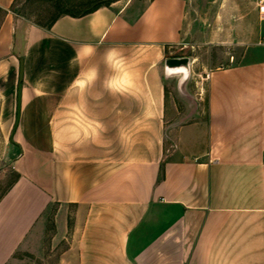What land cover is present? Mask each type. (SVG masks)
Listing matches in <instances>:
<instances>
[{
	"label": "crops",
	"instance_id": "0c3cea01",
	"mask_svg": "<svg viewBox=\"0 0 264 264\" xmlns=\"http://www.w3.org/2000/svg\"><path fill=\"white\" fill-rule=\"evenodd\" d=\"M15 2L0 0L17 175L0 264L40 257L52 206L60 232L74 208L69 264H264V21L239 63L210 72L206 121L166 146L165 61L185 36H221L215 11L201 33L198 0H112L45 28Z\"/></svg>",
	"mask_w": 264,
	"mask_h": 264
},
{
	"label": "rangeland",
	"instance_id": "374dc122",
	"mask_svg": "<svg viewBox=\"0 0 264 264\" xmlns=\"http://www.w3.org/2000/svg\"><path fill=\"white\" fill-rule=\"evenodd\" d=\"M203 8L193 10L194 22L201 33L209 30L212 14L217 13L216 31L221 36H185L183 50L175 49L168 58H188V75H170L165 95L169 110L176 114V121L168 130L166 146L173 145L180 128L207 118V82L210 72L218 67L224 68L239 63L244 51L258 38L254 36L258 28L256 0H198ZM216 1V10L209 2ZM211 6V7H210ZM195 8V7H194ZM11 11L20 16L46 24L58 11L56 4L50 0H17ZM3 14L0 12V24ZM194 28V26H193ZM197 29V30H199ZM247 35V36H246ZM8 107L0 99V198L8 191L16 180L12 169L14 154L11 133L13 121L8 117ZM52 206L48 213L40 257L26 256L25 264H69L65 256L74 251L71 249L75 241L73 213L70 207L67 232H60L55 224V210ZM74 255V254H73ZM71 256V254H70ZM75 258V255H74Z\"/></svg>",
	"mask_w": 264,
	"mask_h": 264
},
{
	"label": "trees",
	"instance_id": "16d2710c",
	"mask_svg": "<svg viewBox=\"0 0 264 264\" xmlns=\"http://www.w3.org/2000/svg\"><path fill=\"white\" fill-rule=\"evenodd\" d=\"M50 1H53L56 4L58 13L55 16H53L50 19V21L47 22L46 24L36 22V24L45 28H50L52 23L55 21V19L60 15H70L74 17L84 16L96 10L100 6L109 4L112 0H50ZM0 12L3 15L5 14V11H3L2 9H0Z\"/></svg>",
	"mask_w": 264,
	"mask_h": 264
},
{
	"label": "water",
	"instance_id": "95a60500",
	"mask_svg": "<svg viewBox=\"0 0 264 264\" xmlns=\"http://www.w3.org/2000/svg\"><path fill=\"white\" fill-rule=\"evenodd\" d=\"M188 63H189V59L188 58H169L165 61V70L168 74V77L170 76L168 69H172V68H178L181 66H186L188 69ZM22 79V67L20 70V80ZM21 88H22V83L21 81L18 84V98H20V92H21ZM18 119H19V106H18V110H17V120L15 122V128L18 125Z\"/></svg>",
	"mask_w": 264,
	"mask_h": 264
},
{
	"label": "bare ground",
	"instance_id": "6f19581e",
	"mask_svg": "<svg viewBox=\"0 0 264 264\" xmlns=\"http://www.w3.org/2000/svg\"><path fill=\"white\" fill-rule=\"evenodd\" d=\"M168 72L170 75H181L182 78H186L188 75V69L186 66L168 69Z\"/></svg>",
	"mask_w": 264,
	"mask_h": 264
},
{
	"label": "built area",
	"instance_id": "2783aa9c",
	"mask_svg": "<svg viewBox=\"0 0 264 264\" xmlns=\"http://www.w3.org/2000/svg\"><path fill=\"white\" fill-rule=\"evenodd\" d=\"M257 11L259 20L264 21V0H256Z\"/></svg>",
	"mask_w": 264,
	"mask_h": 264
}]
</instances>
